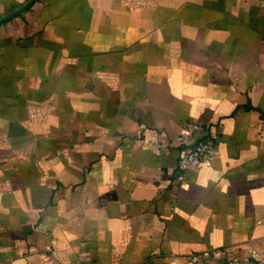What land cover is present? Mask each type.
<instances>
[{
	"label": "crops",
	"instance_id": "0c3cea01",
	"mask_svg": "<svg viewBox=\"0 0 264 264\" xmlns=\"http://www.w3.org/2000/svg\"><path fill=\"white\" fill-rule=\"evenodd\" d=\"M186 120L213 146L179 182ZM247 245L264 250V0H34L0 23V264Z\"/></svg>",
	"mask_w": 264,
	"mask_h": 264
},
{
	"label": "built area",
	"instance_id": "2783aa9c",
	"mask_svg": "<svg viewBox=\"0 0 264 264\" xmlns=\"http://www.w3.org/2000/svg\"><path fill=\"white\" fill-rule=\"evenodd\" d=\"M176 143L180 146V152L175 163V179L182 181L189 167L196 166L200 159L207 154L213 141L210 133L204 127L193 120H186L183 129L176 135ZM159 146V142H153ZM212 259H224L227 264H264V250L253 245L237 248L220 247L203 250L190 255L192 264H199Z\"/></svg>",
	"mask_w": 264,
	"mask_h": 264
},
{
	"label": "water",
	"instance_id": "95a60500",
	"mask_svg": "<svg viewBox=\"0 0 264 264\" xmlns=\"http://www.w3.org/2000/svg\"><path fill=\"white\" fill-rule=\"evenodd\" d=\"M34 0H27L20 6L8 11L7 13L0 16V23L26 9Z\"/></svg>",
	"mask_w": 264,
	"mask_h": 264
},
{
	"label": "rangeland",
	"instance_id": "374dc122",
	"mask_svg": "<svg viewBox=\"0 0 264 264\" xmlns=\"http://www.w3.org/2000/svg\"><path fill=\"white\" fill-rule=\"evenodd\" d=\"M201 264H226L223 260L212 259L207 262H202Z\"/></svg>",
	"mask_w": 264,
	"mask_h": 264
}]
</instances>
